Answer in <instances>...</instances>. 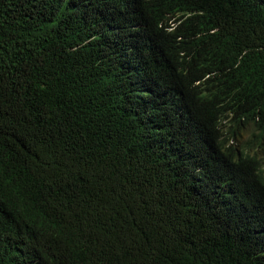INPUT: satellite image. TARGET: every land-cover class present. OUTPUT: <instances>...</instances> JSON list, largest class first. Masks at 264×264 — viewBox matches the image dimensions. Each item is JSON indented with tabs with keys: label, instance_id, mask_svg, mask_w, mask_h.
Here are the masks:
<instances>
[{
	"label": "trees",
	"instance_id": "1",
	"mask_svg": "<svg viewBox=\"0 0 264 264\" xmlns=\"http://www.w3.org/2000/svg\"><path fill=\"white\" fill-rule=\"evenodd\" d=\"M220 90L263 139L264 0H0V264H264Z\"/></svg>",
	"mask_w": 264,
	"mask_h": 264
},
{
	"label": "clouds",
	"instance_id": "2",
	"mask_svg": "<svg viewBox=\"0 0 264 264\" xmlns=\"http://www.w3.org/2000/svg\"><path fill=\"white\" fill-rule=\"evenodd\" d=\"M210 76L206 77V79ZM199 82L197 85H199ZM179 93L184 98L185 94ZM186 97V96H185ZM255 103H249L235 92L230 90H220L206 105V119L208 129L213 137V146L216 150V159L219 161L237 155L246 159H260L254 152V148L264 151V138H255L253 127L239 131L233 128L236 120L241 114L232 112V108L255 107ZM237 117V118H235ZM215 118L223 119V123L215 130L210 129L211 122ZM248 135V136H247ZM262 163V161H261ZM264 165V163H262Z\"/></svg>",
	"mask_w": 264,
	"mask_h": 264
},
{
	"label": "rangeland",
	"instance_id": "3",
	"mask_svg": "<svg viewBox=\"0 0 264 264\" xmlns=\"http://www.w3.org/2000/svg\"><path fill=\"white\" fill-rule=\"evenodd\" d=\"M254 152L256 153L257 156L261 158L262 163H264V151H260L259 149L254 148Z\"/></svg>",
	"mask_w": 264,
	"mask_h": 264
},
{
	"label": "bare ground",
	"instance_id": "4",
	"mask_svg": "<svg viewBox=\"0 0 264 264\" xmlns=\"http://www.w3.org/2000/svg\"><path fill=\"white\" fill-rule=\"evenodd\" d=\"M257 128H258V127H257ZM257 128H256V130H257ZM252 129H253V128H252ZM256 130H255V131H256Z\"/></svg>",
	"mask_w": 264,
	"mask_h": 264
}]
</instances>
